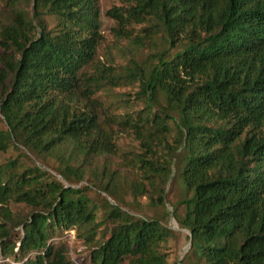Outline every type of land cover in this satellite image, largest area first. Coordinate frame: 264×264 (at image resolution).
<instances>
[{
    "label": "trees",
    "instance_id": "trees-1",
    "mask_svg": "<svg viewBox=\"0 0 264 264\" xmlns=\"http://www.w3.org/2000/svg\"><path fill=\"white\" fill-rule=\"evenodd\" d=\"M2 1L0 156L19 150L0 161L2 252L27 256L22 264H75L52 241L75 228L92 264H180L166 250L174 214L198 264H264V0H124L106 12L130 39L119 66L96 59L100 0ZM127 85L136 89L108 106L92 97ZM115 126L141 145L119 166ZM26 149L44 165L57 160L69 184ZM176 177L183 213L124 207V188L164 207ZM89 188L116 202L93 201ZM99 207L109 234H99Z\"/></svg>",
    "mask_w": 264,
    "mask_h": 264
},
{
    "label": "rangeland",
    "instance_id": "rangeland-1",
    "mask_svg": "<svg viewBox=\"0 0 264 264\" xmlns=\"http://www.w3.org/2000/svg\"><path fill=\"white\" fill-rule=\"evenodd\" d=\"M3 1L0 0V7L2 6ZM124 0H100L101 7V19H102V27L101 31L103 34L102 40L98 46L96 59L97 61H102L105 63H115V65H124L127 62L128 57L130 56V52L128 49V44L130 39L126 37H118L115 34L114 27L118 25L116 19L108 15L106 12L109 8L114 5H123ZM144 24H135V33L138 32L139 29ZM146 50L149 49V46L146 45ZM119 68V67H117ZM94 67H90L89 70L93 71ZM136 89L134 85L127 86H117L112 90V94L107 91L100 89L92 97H99L105 104L108 106L111 100L115 98V94L120 93L121 96L126 97L129 92H133ZM1 91V86H0ZM86 99L82 98L81 100H77L74 98L72 100V104L77 107H83L86 103ZM100 110L101 107H98ZM116 111H122V109H118ZM116 133L114 136V140L117 143V151L113 154L115 160H122V153L128 152L130 150H140V140L137 139L132 130H123L118 126H115ZM27 150V149H26ZM28 151V150H27ZM31 158L35 160L38 164L43 165L44 167L50 169L51 171L58 174L57 171L54 170L55 166L58 165V161L52 157H49L46 161L47 164L44 165L42 158H38L34 153L28 151ZM19 153V150L11 147L9 151L3 153L0 156V161L5 160L10 155L14 156ZM27 162L31 161V159L27 158L25 155L22 157ZM117 160L115 163L118 164ZM119 166V164H118ZM122 174H126L129 172L121 168ZM59 177L64 179L60 174ZM65 180V179H64ZM65 182L69 184L66 180ZM88 183L86 180L81 183H76L74 185L81 187L82 185ZM123 196L125 200L130 204L124 206L125 208H134L132 211L139 214H160L164 209H168L169 211H173L177 209L179 213L184 212V206L178 204L180 198L183 196V188L179 181V179L172 178L167 185V194H166V204L164 207H153L150 203V198L147 194L139 195L135 200L134 195L127 188L122 190ZM83 195H88L93 201L101 202L104 196L109 197L113 202L116 200L111 197L108 193L96 190L95 188H89L83 192ZM131 206V207H130ZM105 211L103 208L99 207L97 219L100 221V233L106 232L110 233V225L107 222H104ZM168 224L174 229V234L169 238L166 243V250L168 251V257L171 262L179 261L180 264H198L199 262V251L197 247L191 248V232L189 229L182 227L174 216V214H170L167 219ZM52 241H55L57 244H65L68 246V256L72 259L75 264H92L90 248L84 242V238L80 235L79 231L75 228L72 229H58ZM18 250V247H16ZM27 258L19 257L17 254L12 253L9 255H5L0 248V264H22L23 261Z\"/></svg>",
    "mask_w": 264,
    "mask_h": 264
}]
</instances>
